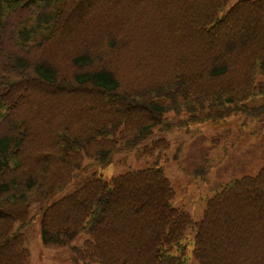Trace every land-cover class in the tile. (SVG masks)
Here are the masks:
<instances>
[{
  "label": "trees",
  "instance_id": "obj_1",
  "mask_svg": "<svg viewBox=\"0 0 264 264\" xmlns=\"http://www.w3.org/2000/svg\"><path fill=\"white\" fill-rule=\"evenodd\" d=\"M229 2L0 0V264H27L30 207L89 166L155 133L264 118V0ZM143 147L159 155L149 167L111 184L92 174L40 207L42 244L85 237L73 264H186L194 231L197 264H264V167L209 187L195 222L154 165L168 141Z\"/></svg>",
  "mask_w": 264,
  "mask_h": 264
},
{
  "label": "rangeland",
  "instance_id": "obj_2",
  "mask_svg": "<svg viewBox=\"0 0 264 264\" xmlns=\"http://www.w3.org/2000/svg\"><path fill=\"white\" fill-rule=\"evenodd\" d=\"M237 1L240 0H230L225 11ZM191 129L193 131L189 133L176 129L155 133L139 147L115 154L110 165L89 166L85 172L77 173V177L62 192L47 195L33 204L29 209V217L35 219L23 232L24 246L29 253L27 264H73L71 248L81 246L85 237H77L63 247L44 246L38 212L40 207L69 195L92 174L102 182L111 184L113 178L126 172L146 168L159 155L157 152L153 157L143 155V146H148L157 138H164L169 143V148L162 152L161 160L154 165L162 168L174 189L175 198L171 204L174 208L189 213L195 222L200 221L206 200L210 198L209 187L243 176H255L264 167V118L255 121L244 115H237L218 125L200 124L192 126ZM178 148H181L178 161L182 170L172 160ZM208 157L214 160L215 166L203 176L204 179L189 178L188 173L194 171L202 160ZM89 162L90 160L85 158V163ZM193 236L194 231H190L182 241L185 246L186 264H197L193 257Z\"/></svg>",
  "mask_w": 264,
  "mask_h": 264
}]
</instances>
